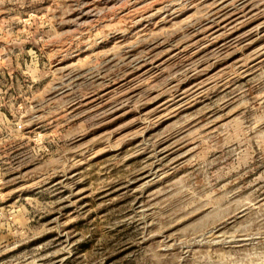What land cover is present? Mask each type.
I'll return each instance as SVG.
<instances>
[{"label": "rangeland", "instance_id": "1", "mask_svg": "<svg viewBox=\"0 0 264 264\" xmlns=\"http://www.w3.org/2000/svg\"><path fill=\"white\" fill-rule=\"evenodd\" d=\"M0 264H264V0H0Z\"/></svg>", "mask_w": 264, "mask_h": 264}]
</instances>
